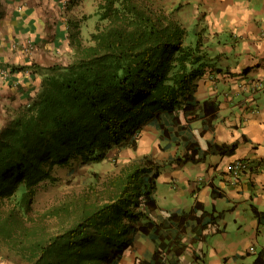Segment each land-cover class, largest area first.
<instances>
[{"label":"trees","instance_id":"16d2710c","mask_svg":"<svg viewBox=\"0 0 264 264\" xmlns=\"http://www.w3.org/2000/svg\"><path fill=\"white\" fill-rule=\"evenodd\" d=\"M92 2L93 30L72 34L70 61L41 73L35 96L0 134V255L8 264H121L145 236L153 254L135 256L134 264H181L188 255L207 264L205 243L222 231V213L199 200L161 209L156 194L164 166L231 155L239 143L213 142L191 127L201 120L214 128L220 109L216 98L196 96L214 59L204 30L189 38L187 25L196 20L185 22L161 0ZM146 126L159 131L162 150L180 138L184 152L167 163L145 153L80 193L34 207L40 185L56 179V166L137 149ZM212 193L221 196L216 187ZM255 262L264 264L260 255Z\"/></svg>","mask_w":264,"mask_h":264},{"label":"crops","instance_id":"0c3cea01","mask_svg":"<svg viewBox=\"0 0 264 264\" xmlns=\"http://www.w3.org/2000/svg\"><path fill=\"white\" fill-rule=\"evenodd\" d=\"M77 2L0 0V134L16 109L35 96L41 73L70 61L72 34L83 35L77 23L82 6ZM199 2L206 11L200 13L196 5L197 31L204 30L214 59L199 79L196 96L201 102L216 98L220 109L214 128L201 120L191 127L204 130V137L213 142L239 143L231 155L212 153L198 163L164 166L166 177L183 182L174 185L171 200L176 206L161 209L190 208L199 200L222 213V231L208 237L207 264H256L258 255L264 263V172L259 167L264 165V0ZM153 134L145 144L150 148L155 141L162 150L164 141ZM176 142L165 150L172 158L185 150V142ZM238 159L250 160L253 168L234 183L229 169ZM212 187L221 196L214 197ZM255 208L262 212L261 219ZM154 248L153 241L139 236L137 251L124 258L126 264H134L135 256L149 259ZM181 264L199 263L188 255Z\"/></svg>","mask_w":264,"mask_h":264},{"label":"rangeland","instance_id":"374dc122","mask_svg":"<svg viewBox=\"0 0 264 264\" xmlns=\"http://www.w3.org/2000/svg\"><path fill=\"white\" fill-rule=\"evenodd\" d=\"M77 1L78 0H73V3L76 4ZM92 1L93 0H79V2H77V4H81L82 6L81 18H77V23H80L79 26H81L82 34L85 37H87L90 31L93 30L98 20V16L96 14H93L95 9L92 11L91 15L87 14L91 13V10L93 9L94 4ZM161 1L163 4L165 3L166 5H171L175 10L179 9L180 12L177 11L175 15H177V17H180V19L184 20L185 22H188V20H192L195 18L197 19L196 23L194 22L192 24L193 21H191V23H188L187 25L189 27V38L192 36V39H194L197 35L196 24L197 22H199L198 17L195 16L196 12H194V10L197 5L200 13H203L204 11H206L205 5H202L199 0ZM84 7H87L88 10L85 11ZM85 12L87 15H84ZM153 133H155L156 138H159V134L157 133L156 128H154L153 126H146L140 134L139 145L137 149L124 148L121 150H113L110 152L108 157L101 162L84 164L76 161L74 163L56 166L53 172V174L56 176V179L54 181L47 180L40 185L36 195L34 207L41 210L46 207L52 206L53 204L59 203L67 196L73 195L75 193H80L90 183H94L96 181H99L100 183L102 180H104L107 174L115 173L116 171H118L123 163L127 162L129 159L140 157L145 153L150 154L156 161L160 163L168 162L170 159H172L171 155L169 154L170 151L166 152L165 150H163L162 152V150L157 147V143H155V141L151 144L150 148L147 143L145 144V141L148 140V137H152L154 139ZM164 170L166 171V167L162 169L161 174L158 178L156 194L159 205L161 207L168 208L173 206L174 204L171 200L176 193V188L174 187V185L178 184V186H180L183 181L180 179L178 180V183H175L173 179H171L170 177H166ZM94 173H99L100 176L96 178ZM210 236L211 235H209V237ZM208 240L209 239H207L205 243V259H207L208 257ZM134 250L137 251V249ZM125 261V259L122 260L121 264H126ZM0 264H8V260L4 259L2 255H0Z\"/></svg>","mask_w":264,"mask_h":264},{"label":"built area","instance_id":"2783aa9c","mask_svg":"<svg viewBox=\"0 0 264 264\" xmlns=\"http://www.w3.org/2000/svg\"><path fill=\"white\" fill-rule=\"evenodd\" d=\"M252 165H253L252 162L248 159H238L234 161L230 165V169H229L231 180L234 181V183L237 182L239 175L253 168ZM259 167H261L262 168L261 171L264 172V165H261Z\"/></svg>","mask_w":264,"mask_h":264}]
</instances>
